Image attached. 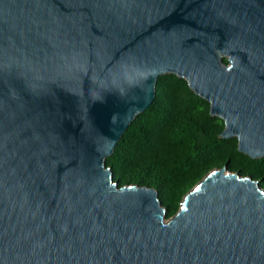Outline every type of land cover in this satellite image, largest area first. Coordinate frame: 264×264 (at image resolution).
<instances>
[{
	"label": "water",
	"instance_id": "obj_1",
	"mask_svg": "<svg viewBox=\"0 0 264 264\" xmlns=\"http://www.w3.org/2000/svg\"><path fill=\"white\" fill-rule=\"evenodd\" d=\"M166 72L264 155V0H0V264H264L257 179L213 167L166 217L105 164Z\"/></svg>",
	"mask_w": 264,
	"mask_h": 264
},
{
	"label": "trees",
	"instance_id": "obj_2",
	"mask_svg": "<svg viewBox=\"0 0 264 264\" xmlns=\"http://www.w3.org/2000/svg\"><path fill=\"white\" fill-rule=\"evenodd\" d=\"M223 126V119L209 112V101L184 77L161 73L152 102L134 116L105 164L118 185L153 186L166 217L206 172L223 164L257 179L264 188V155L250 157L240 151L236 136L219 135Z\"/></svg>",
	"mask_w": 264,
	"mask_h": 264
}]
</instances>
